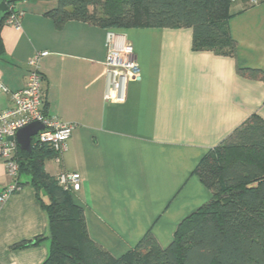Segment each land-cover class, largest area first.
Listing matches in <instances>:
<instances>
[{"label": "crops", "instance_id": "1", "mask_svg": "<svg viewBox=\"0 0 264 264\" xmlns=\"http://www.w3.org/2000/svg\"><path fill=\"white\" fill-rule=\"evenodd\" d=\"M23 13L21 28L1 27L0 111L28 81V60H40L46 114L76 125L61 163L45 161L52 176L78 172L73 194L90 238L121 257L147 233L168 247L180 223L209 203L212 191L195 170L201 159L251 115L264 119V79L238 68L264 70V0H236L230 31L236 56L193 49V29L138 27L117 31L130 41L140 73L121 100L106 101L107 28L84 21L56 24L57 0H6ZM30 177L0 203V264H41L48 219ZM12 183L0 156V193ZM47 199V198H45Z\"/></svg>", "mask_w": 264, "mask_h": 264}, {"label": "trees", "instance_id": "2", "mask_svg": "<svg viewBox=\"0 0 264 264\" xmlns=\"http://www.w3.org/2000/svg\"><path fill=\"white\" fill-rule=\"evenodd\" d=\"M235 1L57 0L48 13L59 26L77 20L115 31L191 27L194 50L236 56L237 42L229 25ZM5 19L0 23V55ZM238 70L264 79V70ZM52 157L55 151L49 145L34 146L32 152L19 146V175H28L37 191L47 214L48 236L15 248L49 238V253L41 264H264V119L260 115H251L201 159L195 172L213 198L180 223L171 244L163 248L147 233L134 249L117 258L90 238L84 209L75 202L74 193L65 191L58 176L46 171L45 161Z\"/></svg>", "mask_w": 264, "mask_h": 264}, {"label": "built area", "instance_id": "3", "mask_svg": "<svg viewBox=\"0 0 264 264\" xmlns=\"http://www.w3.org/2000/svg\"><path fill=\"white\" fill-rule=\"evenodd\" d=\"M10 13L5 23L21 28L23 13L9 4ZM107 55L104 61L106 73V101L121 100L129 80L140 73L133 44L123 34L115 30L107 31ZM48 51H37L28 60V81L24 88L11 92V105L0 111V156L12 183L0 193V203L20 190V165L18 161L19 144L16 140L18 131L25 126L39 121L45 128L33 139V147L51 146L55 151V160L62 162L63 154L68 149V141L76 125L46 114L44 110L46 95L43 88L44 76L40 69V60ZM0 89L7 91L0 81ZM60 186L67 192L75 193L82 187V176L78 172L63 171L58 175Z\"/></svg>", "mask_w": 264, "mask_h": 264}, {"label": "water", "instance_id": "4", "mask_svg": "<svg viewBox=\"0 0 264 264\" xmlns=\"http://www.w3.org/2000/svg\"><path fill=\"white\" fill-rule=\"evenodd\" d=\"M10 13L9 3L6 0H0V23ZM45 126L39 121H35L24 128L20 129L16 135V140L21 150L32 152L33 139L39 131L43 130Z\"/></svg>", "mask_w": 264, "mask_h": 264}]
</instances>
